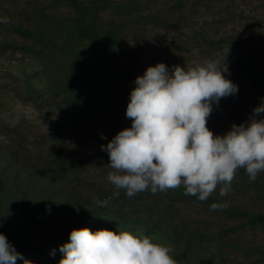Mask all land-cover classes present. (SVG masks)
<instances>
[{"label":"rangeland","instance_id":"1","mask_svg":"<svg viewBox=\"0 0 264 264\" xmlns=\"http://www.w3.org/2000/svg\"><path fill=\"white\" fill-rule=\"evenodd\" d=\"M175 1L0 0V233L24 257L17 264H58L70 232L89 221L94 232L143 233L169 245L177 264H264L258 224L162 191L116 195L108 180L114 170L101 145L131 127L130 93L149 66L164 63L171 73L225 60L238 92L213 104L207 127L214 135L246 124L264 98V73L251 84L232 68L243 59L264 69V0H183L173 8ZM81 18L105 40L75 35ZM57 156L59 168L38 170L55 166ZM219 189L210 196L264 211V172L250 182L238 169L232 191L220 196ZM34 203L47 210L36 213ZM196 234L206 237L197 235L201 246L187 261L177 253Z\"/></svg>","mask_w":264,"mask_h":264},{"label":"clouds","instance_id":"2","mask_svg":"<svg viewBox=\"0 0 264 264\" xmlns=\"http://www.w3.org/2000/svg\"><path fill=\"white\" fill-rule=\"evenodd\" d=\"M226 72L225 60H205L187 71L175 66L171 73L158 63L136 77L126 109L131 127L101 145L114 170L108 180L116 195L121 189L133 197L183 185L184 195L205 201L218 185L220 196L231 192L238 169L245 170L250 182L264 172V118L256 119L264 114V98L246 124H233L223 136L207 127L213 104L238 92ZM224 207L211 205L212 210ZM59 251L63 255L58 264H177L171 246L128 231L73 229ZM18 259L24 257L0 233V264H17Z\"/></svg>","mask_w":264,"mask_h":264},{"label":"trees","instance_id":"3","mask_svg":"<svg viewBox=\"0 0 264 264\" xmlns=\"http://www.w3.org/2000/svg\"><path fill=\"white\" fill-rule=\"evenodd\" d=\"M182 1L183 0H176L173 3L172 7L174 8V7L180 6ZM77 9L79 10V13H81V15L84 14L83 12L85 10V7L83 8L80 5H77ZM18 30L21 32H24V33H31L29 30H24V29H21L19 27H18ZM75 35H77L79 37H94L95 39H97L99 41H104L105 38L108 36L105 34L100 35L98 29H96L91 24H83L82 18L79 20V23L76 25ZM212 44L221 51L228 50L227 47H225L223 45V42L220 40L212 41ZM232 68L236 74H239L241 76H245L247 79H249L251 84L257 83L259 78L262 76L261 74L264 73V69H262L261 67H258V66H253V65L249 64L248 61L243 60V59L240 61L233 62ZM56 159H57L58 163L55 166L54 165H43V166L38 167V170H55V169L59 168L60 165H58V164L61 163L60 157L57 156ZM162 192H163V194H166L170 198L185 197L188 199L199 200L197 196H186V195H184L185 188L183 185H181L180 187H178L176 189H168L167 191H162ZM202 202H204L206 204H211V205L214 203L226 205V207L222 208L221 210H223L227 214L238 218V220H245L250 225H255V224L257 225L258 224L261 228L264 229V211H255V210H250L247 208L228 205V204L224 203L222 200H220L214 196H209L208 199H206L205 201H202ZM56 206H57V202L50 200V206H48V207L54 208ZM34 207H35L36 213H43L47 210L43 205H40L37 203H34ZM23 214H24V217L26 219H28L30 216L27 212H24ZM93 227H95L94 223L92 221H89L86 228H88L89 230L92 231L91 228H93ZM92 232H94V231H92ZM197 235L200 237H203V238L206 237L203 234H196V237H194L195 235L190 236L185 241L184 245L180 248L179 252L177 253L180 257L187 258V261L190 258V256L197 254V252H198L197 247L201 246V243H200L201 241H199V242L195 241V238L199 239V237ZM230 245L233 248H236V246H238V244L235 242H232ZM241 264H261V263L255 259H248L246 262H242Z\"/></svg>","mask_w":264,"mask_h":264}]
</instances>
